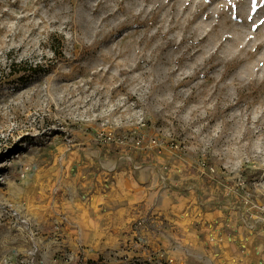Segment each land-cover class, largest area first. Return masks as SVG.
<instances>
[{"label":"rangeland","instance_id":"1","mask_svg":"<svg viewBox=\"0 0 264 264\" xmlns=\"http://www.w3.org/2000/svg\"><path fill=\"white\" fill-rule=\"evenodd\" d=\"M0 264H264V0H0Z\"/></svg>","mask_w":264,"mask_h":264},{"label":"trees","instance_id":"2","mask_svg":"<svg viewBox=\"0 0 264 264\" xmlns=\"http://www.w3.org/2000/svg\"><path fill=\"white\" fill-rule=\"evenodd\" d=\"M22 71H24V73H26V74H28V73H33V74H35V73H37L38 72V70H37V67H32V66H30L29 68L27 67V68H25V69H23ZM20 73H22L21 71L19 72V74Z\"/></svg>","mask_w":264,"mask_h":264}]
</instances>
